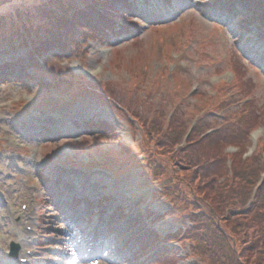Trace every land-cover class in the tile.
<instances>
[{"label":"rangeland","instance_id":"rangeland-1","mask_svg":"<svg viewBox=\"0 0 264 264\" xmlns=\"http://www.w3.org/2000/svg\"><path fill=\"white\" fill-rule=\"evenodd\" d=\"M1 1L0 68L23 58L53 18L85 5L102 13L93 0ZM237 1L115 2L104 18L113 34L96 23L100 32H80L70 52L40 56V70L27 64L28 84L0 79V264L10 242L24 264L222 262L198 246L204 212L220 221L204 195L239 168L249 203L264 175V0ZM44 83L58 89L53 103ZM58 111L63 120L51 119ZM171 126L161 152L158 136ZM239 132L228 144L216 136ZM179 148L192 165L169 155ZM151 233L162 240L144 244Z\"/></svg>","mask_w":264,"mask_h":264},{"label":"trees","instance_id":"trees-1","mask_svg":"<svg viewBox=\"0 0 264 264\" xmlns=\"http://www.w3.org/2000/svg\"><path fill=\"white\" fill-rule=\"evenodd\" d=\"M93 2L98 4L97 6L102 11V13L100 12V14H98L96 13L98 11L95 12L93 11L94 9H92L89 5H85L81 11L76 10L75 15L73 13L72 16L66 15L62 19L53 18L52 20L55 23L50 24L46 29L45 34L39 38H36L35 41L29 45V48H25L26 55L23 58L5 62L0 70H10L13 68L12 66L18 65L17 67H19V70H17V80L20 82H25L26 78L29 79V74L23 69V67L27 64L26 62L35 68L39 67L37 61L38 58L44 54H47L49 51L54 52L55 54H65L70 52L71 46L77 42V38H82V36H79L80 32H82V34H85V32L88 31L100 32V28L95 26L96 23L104 24V27L108 28V30H110L113 34L115 32V26H113L112 21L109 22L112 18H104L108 9H114L112 5L115 2L124 3L127 10H133V3L128 2V0H93ZM257 8L260 9L258 6ZM260 11H262V9ZM258 20L261 22L260 25L264 26V13L259 15ZM80 28H82V30H79ZM115 35H117V33ZM10 81L11 80L8 79L5 80V82ZM39 85L45 90H49L51 88V86H46L48 83ZM252 113L253 111L251 110L244 121V125L249 123L248 120L252 121V119L255 118V116H252ZM91 123L90 125H93ZM175 125L176 124H174V126ZM98 127L95 129L104 130L106 128L104 127L103 123L98 124ZM173 129L174 128L171 126L167 131L163 132L162 135L158 136L161 152L163 149H166L168 140L172 139L171 136H174ZM191 135H198L194 128L191 130L188 138H190ZM216 136L220 142L228 144L232 140H239L241 138V132L236 133L235 138H232L229 135L222 136L221 133L216 134ZM207 139L208 136L205 138L201 137L197 140L190 139L188 141V145L196 144L197 142L206 143ZM242 140H244V138ZM167 151L170 152V149ZM169 155H174L175 158L181 162V164H179L180 166H184L186 162L190 163L191 165L193 164V157L185 158L182 148L169 153ZM220 163L221 161L218 163L217 169L214 173L215 177L221 174L220 172L222 164ZM190 168L191 167H189V169ZM235 171L236 173H231L229 176L228 173L225 174L226 177H229L227 180H225L226 185H219L216 183L215 189L212 188L211 192L205 193L204 195L206 202L211 206L212 214L217 216V220L220 219V221L217 223L218 221H214L211 213L208 211L204 212L206 214L207 220L200 221L201 223L205 222L206 227L203 231L205 232V235L202 239H199L196 235L197 242L199 241L198 246H201L199 248L200 250H204L209 254L213 253V256L218 255L222 260V262L219 264H238V260L246 263L249 261L251 256L254 257L252 264H264V178L260 184L254 185L256 187L255 194L252 200L248 203L246 202L245 197H248V191L252 186L249 185L248 178H246L240 172L239 168H235ZM117 215L119 216L120 214ZM112 216L113 215H111L109 218V223L107 222L109 233H114V228L110 224V219ZM133 222L134 221H132L129 226ZM245 222L247 223L245 224ZM222 224H225V228ZM129 226H127V228ZM250 228L252 229L251 233L249 231ZM128 229L131 230L132 228ZM162 238V236L151 233L150 236L145 237L142 242L145 244L147 239V241L156 243L162 240ZM232 241L234 242V245L232 244ZM144 246L140 250L134 251V253H139L141 250H143Z\"/></svg>","mask_w":264,"mask_h":264},{"label":"bare ground","instance_id":"bare-ground-1","mask_svg":"<svg viewBox=\"0 0 264 264\" xmlns=\"http://www.w3.org/2000/svg\"><path fill=\"white\" fill-rule=\"evenodd\" d=\"M231 11H234V9L232 8V10ZM253 139H256V135L255 136H253ZM11 231H13L14 232V228H12L11 229ZM8 263L9 264H13V261L12 260H8Z\"/></svg>","mask_w":264,"mask_h":264}]
</instances>
